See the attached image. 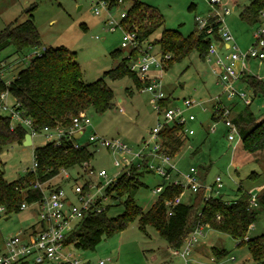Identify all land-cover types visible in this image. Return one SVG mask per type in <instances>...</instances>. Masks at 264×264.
<instances>
[{"label": "rangeland", "instance_id": "rangeland-1", "mask_svg": "<svg viewBox=\"0 0 264 264\" xmlns=\"http://www.w3.org/2000/svg\"><path fill=\"white\" fill-rule=\"evenodd\" d=\"M0 0V32L14 21L23 22L29 18L27 11L31 8L34 22L41 34L43 46L28 48L23 51L21 58L13 56L14 48L9 47L0 54V64L7 63L2 68L3 79L9 83L20 71L28 67L31 57L41 54L47 47H67L76 52L77 61L83 70L84 83H93L104 77V73L116 67L118 62L112 53L122 50L124 56H128L130 49L123 47L124 32L121 28L109 31L106 21L107 13L103 11L100 16L94 13L96 0ZM149 5L157 7L165 20V27L180 30L185 36L196 31V18H209L216 7L210 0H141ZM239 8L236 9L234 2ZM252 0H228L223 6L229 9L230 14L225 17L226 25L235 33L240 41H248L254 37L255 26L242 17V11L251 4ZM131 2L120 8H115L112 15L119 20L120 15L130 8ZM195 5L196 8H192ZM237 5V6H238ZM223 11L221 10V13ZM162 30L155 33L148 42L160 38ZM252 37V38H253ZM253 43V42H252ZM251 43V44H252ZM245 50L246 48H242ZM153 52H159L156 46ZM7 65V66H8ZM2 66V65H1ZM213 63L203 62L194 52L182 62L163 72L162 86L167 97L172 98V106H181L185 100L194 102L189 110L196 120L188 123V127L194 129L195 134L189 136L180 152L172 158L176 168L182 174H186L192 167L199 172L200 180L208 186H215L219 195L224 200H235L239 197V188L252 196H259L264 191V150L247 153L243 149L242 142L228 139V128L223 120L213 118L214 104L217 97L224 104H229L226 93L217 84L218 77L213 72ZM246 72L264 79V61L250 60L247 63ZM157 73V72H156ZM159 73V72H158ZM109 87L115 94V107L103 114L88 110L90 125L85 129L79 139L80 145H88L94 153L90 166L96 172L106 170L109 178H115L121 168L115 166L116 157L105 147L90 144V136L97 133L108 139L120 138L126 142L133 151H138L144 140L149 139L150 131L159 121L163 120V114L158 113L151 99L152 94L142 91L130 78L119 80L106 79ZM237 88L241 92L251 95L252 92L242 82ZM216 99V100H215ZM8 103L14 100L8 97ZM235 111L245 107L239 98L233 100ZM123 109V112L120 109ZM256 114L264 113V99H256L251 106ZM0 114L9 115L10 112ZM14 125L18 124L16 118L12 119ZM215 128V131L212 129ZM49 140L44 136H37L33 145L14 144L7 147L0 154V161L5 166V178L9 182L18 180L34 167L35 149L47 144ZM150 162L157 166L158 160L153 158ZM82 172L80 168L69 171L72 180L66 181L62 177L54 178L48 185L56 188L61 185L71 201L76 202L73 193L74 180L77 174ZM222 178V187L217 188L216 178ZM173 179H180L186 184V180L173 173ZM85 179H80L81 183ZM106 184V180H98ZM145 186L140 187L134 194L136 203L144 210L150 209L157 200L153 190L163 183V179L155 172H146L142 178ZM194 199L189 191L183 196V202L189 203ZM122 201H112L114 207L109 212L110 217L122 214L125 210ZM39 205H28L21 212L0 214V254L5 252L7 239L17 233L39 229ZM204 236L200 242H205L202 252L194 249L188 262L181 256L171 255L167 241L158 231L147 226L146 232L141 229L139 220L132 222L129 227L120 233L105 237L95 250H81L72 248L79 260L88 264H258L253 261L247 248L237 247L239 241L231 236L216 232L207 226L204 227ZM264 234V211L258 221L250 228L248 237L255 238ZM200 243V244H201ZM226 251L227 255L220 261L217 259L218 251ZM247 254V259L244 255ZM248 255L250 257H248ZM235 259V260H234ZM250 259V260H249ZM216 260V262L214 261ZM249 260V261H247ZM28 264H36L30 261ZM40 264H53L45 262ZM264 264V263H261Z\"/></svg>", "mask_w": 264, "mask_h": 264}, {"label": "trees", "instance_id": "trees-1", "mask_svg": "<svg viewBox=\"0 0 264 264\" xmlns=\"http://www.w3.org/2000/svg\"><path fill=\"white\" fill-rule=\"evenodd\" d=\"M126 1L131 2V5L128 17L122 25L126 30L136 32L141 44L150 43L158 47L159 54L172 56L166 71L174 63L189 58L194 52L201 61L207 62L211 43L221 39L220 23H217L214 17L209 18L208 24V27L213 29L212 33L201 29L196 19V31L185 36L180 30L165 27L164 16L157 7L141 0ZM194 7L195 5H192V8ZM32 10L34 8L27 11L30 15L27 20L23 22L16 20L0 32V54L13 47L12 54L17 56L18 60L25 49L43 46ZM261 10H264V0H252L242 11V17L249 25L257 28L261 24ZM159 30H162L160 38L148 42ZM112 56L116 60L121 59L116 67L106 71L103 78L89 84L83 81V70L77 61L76 52L63 46L47 47L41 54L31 57L28 67L20 71L9 83L3 79L1 71L4 67L8 70L9 65L2 63L0 96L8 92L14 100L12 105L21 117L32 120L33 127L39 132L46 127L52 129L62 127L67 130L72 126L73 118L81 113L93 109L96 113L103 114L115 107V94L106 79L119 80L130 77L140 89L150 84V80L142 79L138 72L131 69L137 58L135 49L126 57L122 50L114 51ZM240 80L252 92V104L256 99H264L263 78L245 72ZM237 104L231 102L229 107L232 111L231 119L241 136L243 149L247 153L264 150V113L253 112L252 104H244L245 107L236 112ZM161 105L172 106V98L166 97ZM213 118L221 120L215 112ZM12 119L11 114H0V154L9 146L24 144L29 133V129L23 123L18 122L14 125ZM160 137L164 152L172 157L180 152L188 139L184 127L179 125L165 126L160 132ZM74 142L75 138H64L61 146L49 141L44 146L36 148L34 153L38 164L36 170H28L25 175L13 182L6 180L5 166L0 161V207L5 208V213L21 212L22 205L41 201L43 191L35 186L38 183H50L62 169L68 171L77 167L81 169L85 163H91L94 153L90 151L88 145L75 147ZM149 162L147 157L141 164L122 171L116 184L107 188V195L112 201L120 202L126 198L122 214L109 216L110 210L115 206L114 203L108 205L102 212L86 214L67 237L65 245L81 250H95L105 237L123 232L132 222L139 220L144 232L147 226H151L167 241L170 248L180 249L186 238L198 227L208 226L239 241V246H246L255 262L264 263V234L248 238L251 226L258 221L264 211V191L256 196V205L253 206L252 195L242 188H239V197L230 203H227L222 195L206 198L205 189L201 188L198 192L191 193V196H194L191 202H182L172 207V214H169L166 202L180 196L184 189L179 185L167 183L154 205L144 210L136 203L134 194L140 187L145 186L142 181L145 173L153 172L149 168ZM80 179L82 178H73L74 181ZM38 224L39 229L32 227L26 232L36 233L43 229L40 221ZM226 255V251H218L217 259L221 260ZM27 261L24 259L17 264H27Z\"/></svg>", "mask_w": 264, "mask_h": 264}, {"label": "built area", "instance_id": "built-area-1", "mask_svg": "<svg viewBox=\"0 0 264 264\" xmlns=\"http://www.w3.org/2000/svg\"><path fill=\"white\" fill-rule=\"evenodd\" d=\"M96 1L94 13L100 16L105 11L108 16L106 25L109 31L114 32L118 28H121L124 32L123 47L130 49V51L136 50L137 58L132 63L131 69L138 72L142 79L150 80V84L143 88L142 91L152 94L151 103L158 113L163 114V120L159 121L157 126L150 131L149 139L142 142V146L138 151H133L120 138L108 139L97 133H93L90 136V143L95 146L105 147L112 153L116 157L115 166L121 168L120 173L130 169L134 165L141 164L147 157L149 161L151 158L158 160L159 164L157 166L149 162V168L163 179V183L155 188L153 193L158 197L164 191L167 183L179 185L184 189V192L180 196L176 197L173 201L166 202L169 214H172V207L183 202V196L186 191L196 193L201 188H204L206 198L218 196L219 192L216 191L215 186H208L201 182L196 168L192 167L188 173L182 174L173 163V157L166 154L163 150L160 132L165 126H183L187 137L195 134L194 129L188 127V123L196 120L195 115L189 113V110L195 105L194 102L185 100L181 106L162 107L161 105L162 100L167 97L163 91L162 76L172 56L170 54L162 55L159 52H153L155 46L150 43L141 44L136 32H130L125 29L122 22L128 17V10L121 13L119 20L113 17L112 11L128 3L126 0ZM226 1L210 0V3L217 8L210 17L216 18V22L220 23L219 33L221 39L211 43L207 63L214 64L213 72L218 77L217 84L221 86L222 93L227 94L228 100L233 102L237 97L245 105H250L253 102V95L239 91L237 85L241 82V76L246 70H249L247 63L250 60H264V10L260 12L261 24L255 29L253 43L243 50L225 23V17L230 14L229 9L223 8ZM221 10L223 11L222 13ZM209 18L201 19L197 17L196 19L201 29H206L208 33H212V27H208ZM9 96L8 92L0 96V110L10 112L13 118L23 123L29 129L33 140L35 137L42 135L57 146H61L64 138H75L74 146H80V138H76V135L79 132L83 134L85 129L90 125L87 113H81L79 116L74 117L72 126L67 130L62 127L54 129L46 127L42 132H39L33 127L32 120L23 119L15 107L8 103ZM120 111L123 112V109L121 108ZM214 112L223 120L225 126L228 128V139L232 142H240L241 136L231 119L232 111L229 105L224 104L217 97L214 104ZM212 131H215V128ZM36 159L37 157L34 154V167L31 169L32 171H35L38 166ZM81 169L82 172L77 174L78 179L82 178L85 180L83 183L79 180L74 181L72 190L76 197V202L71 201L61 185L52 188L48 183H38L35 186L43 191V198L37 204L40 210L39 221L44 227L36 233L24 231L7 239L5 252L0 254V264H17L24 259L33 261L36 264L45 262L53 264H88L75 257L72 250L73 246L65 245V240L75 230L79 221L86 214L90 212H102L108 205L112 204V199L107 195L106 190L116 184L120 173L115 178H109L106 170L96 172L91 168L90 163H85ZM174 172H177V175H181L186 180V184L180 179H173ZM60 176L63 180L72 179V176L66 169H62L57 177ZM94 178L98 180L105 179L107 182L106 184L101 181L97 182ZM215 182L217 188L222 187V178L220 176L216 178ZM227 203H230V201H227ZM251 204L253 206L256 205V196H252ZM27 207L28 205L26 204L22 205V210ZM4 212L5 208L0 207V214ZM204 227H198L192 235L187 237L182 248L173 249V255L188 256L193 247L200 242V238L204 236ZM99 264H106V261H101Z\"/></svg>", "mask_w": 264, "mask_h": 264}, {"label": "crops", "instance_id": "crops-1", "mask_svg": "<svg viewBox=\"0 0 264 264\" xmlns=\"http://www.w3.org/2000/svg\"><path fill=\"white\" fill-rule=\"evenodd\" d=\"M228 1V0H227ZM226 1V2H227ZM26 2H29L28 0L26 1ZM234 4L236 5V9H238L239 8V5H238V3L235 1L234 2ZM238 5V6H237ZM194 8H196V6L194 7ZM230 29V28H229ZM231 30V29H230ZM233 31V30H232ZM231 31V32H232ZM233 33V35H234V37H235V39H236V41H237V43H238V45L241 47V48H248L249 46H251V43L254 41V38H252L253 36H251V38L248 40V41H242V40H238L237 39V37H236V35H235V33L234 32H232ZM231 103V102H230ZM227 105H229V104H227ZM84 134V133H83ZM83 134H81V136L79 137V138H81L82 136H83ZM201 182H203V181H201ZM190 192V191H189ZM191 193V192H190ZM227 201H231V200H227ZM253 226V225H252ZM251 226V227H252ZM208 227V226H207ZM208 228H210V227H208ZM211 229V228H210ZM213 230V229H212ZM214 231H216V230H214ZM216 232H218V231H216ZM248 238H250V237H248ZM237 241V240H236ZM201 242H199L196 246H194L193 247V249L191 250V253L188 255V256H186V257H182V258H184L185 259V261H187L188 262V258L192 255V252L194 251V249H196V250H198V251H200V252H202V250H203V252H204V249L206 248L205 246V242H203V243H201ZM237 247H242L241 249H243V251H244V249L245 248H247L246 246H239V244H238V246ZM170 251H171V255H173V249L172 248H168ZM248 250V249H247ZM173 256H175V255H173ZM175 257H179V256H175ZM248 257H250L249 255H248ZM244 258L245 259H247V254L246 255H244ZM235 260V259H234ZM250 260V259H249ZM249 260H247V261H249ZM215 262H216V260H214ZM220 261V260H219ZM254 261V260H253ZM30 262V260H28L27 261V264Z\"/></svg>", "mask_w": 264, "mask_h": 264}, {"label": "water", "instance_id": "water-1", "mask_svg": "<svg viewBox=\"0 0 264 264\" xmlns=\"http://www.w3.org/2000/svg\"><path fill=\"white\" fill-rule=\"evenodd\" d=\"M82 132H79L77 135H76V138H79L81 136ZM24 145L28 146V145H33V139H32V136L30 133H28L26 135V138H25V141H24Z\"/></svg>", "mask_w": 264, "mask_h": 264}]
</instances>
